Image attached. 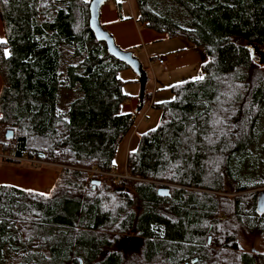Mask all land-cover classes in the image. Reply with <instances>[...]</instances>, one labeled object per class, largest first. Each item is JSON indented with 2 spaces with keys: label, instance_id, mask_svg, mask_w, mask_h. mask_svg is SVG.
<instances>
[{
  "label": "trees",
  "instance_id": "16d2710c",
  "mask_svg": "<svg viewBox=\"0 0 264 264\" xmlns=\"http://www.w3.org/2000/svg\"><path fill=\"white\" fill-rule=\"evenodd\" d=\"M135 2L139 26L207 59L200 79L151 104L159 123L118 179L113 159L135 121L121 113L129 68L94 38L89 1L0 0V154L57 167L46 194L0 186V264H264L240 245L264 242V76L246 47H264V0ZM128 234L139 246L121 249Z\"/></svg>",
  "mask_w": 264,
  "mask_h": 264
},
{
  "label": "crops",
  "instance_id": "0c3cea01",
  "mask_svg": "<svg viewBox=\"0 0 264 264\" xmlns=\"http://www.w3.org/2000/svg\"><path fill=\"white\" fill-rule=\"evenodd\" d=\"M87 1V0H85ZM103 7V6H102ZM100 10V23L103 26V28L113 37L116 45L125 51H131L132 53L138 49H144L145 56L147 57V61L150 65L151 71L154 74V77H156V68L155 67H161L163 70H169L172 73L177 72V77L180 75H183L184 73H187L192 66H194L196 63H200V54L197 52V50L194 49V46L190 45L189 43L178 44L175 45L174 48H171L169 44H166V48L164 49L165 55L163 56L161 54L156 55H149L148 53H152L151 47H149L150 43H155L158 41H161L158 39L159 36L155 34L154 31L148 30L145 25L139 26L136 23L137 19V13L133 12V9H126L123 4L121 3L120 13L116 10V3L115 7L110 6L105 8L103 7ZM164 40H170L167 37L163 38ZM4 41V32L0 21V42ZM174 41V40H170ZM135 56V55H134ZM191 56H193L194 61H191ZM161 58L164 60L165 67L159 66L156 63V59ZM193 64V65H192ZM143 69L146 70L145 67ZM130 70V69H129ZM125 71V70H124ZM124 79L121 77V79L125 80L127 85H132L131 87H136V85L139 87L138 79L137 77L132 73V76H127ZM158 83V79H155V85ZM156 87V86H155ZM0 89H1V79H0ZM125 86L123 88V92L129 96L130 103L125 102L121 107V113L122 114H132L135 115L137 113H140L142 111V107L139 109V91L135 93V89L130 91V93L126 92ZM168 89V88H167ZM145 93L150 94L149 92ZM152 98V99H151ZM157 99V95L150 96V100L153 104H155ZM145 100V96H144ZM143 100V101H144ZM162 103V102H161ZM146 110H143L142 115H139L138 121L136 122V127H133L130 129L128 134L122 139V141L119 143L116 149V153L113 159V165L114 175H124L126 170V156L130 151H133L136 148V144L131 147L133 139L136 137V135H141L143 133H146L148 131L147 123H144V119L146 118V115L150 108H148V105L146 106ZM135 123V121H134ZM144 123V124H143ZM143 124V125H142ZM139 128L141 130L139 131ZM139 131V133H138ZM137 137V138H138ZM138 140V139H137ZM32 167L26 165V164H5L4 162H1L0 160V186L1 185H11L18 187L20 189L26 190L29 188V186L32 184V181L35 180L37 185H40V182L45 181L47 182V185H44L43 189H36L33 192L40 193V194H46L52 187L56 176H57V167L51 166V168L41 169L40 172L37 170H31ZM39 173V174H38ZM40 179V180H39ZM44 184V182H43ZM28 190V189H27Z\"/></svg>",
  "mask_w": 264,
  "mask_h": 264
},
{
  "label": "rangeland",
  "instance_id": "374dc122",
  "mask_svg": "<svg viewBox=\"0 0 264 264\" xmlns=\"http://www.w3.org/2000/svg\"><path fill=\"white\" fill-rule=\"evenodd\" d=\"M90 0H87V2ZM120 2L123 4V6L126 9H133L134 13H137V7H136V2L135 0H108L104 5V9L112 6L115 7V3ZM102 7V9H103ZM150 30V29H148ZM152 31V30H150ZM155 34L158 37L159 40L158 42L155 43H150L149 47H151V49L153 50L152 53H148L149 55H156V54H161L163 56L165 55L164 49L166 48V44H169L170 46H172L171 48H174L175 45L177 46L178 44H183L186 43V41H184L183 39H172L174 41H170V40H164L163 38L166 36L164 34H160V33H156ZM187 44V43H186ZM246 47L248 48L250 54H251V58L253 60V64L255 66V68L257 70H260L262 75L264 76V47H258V46H253V45H246ZM195 50H197V52L200 54V63L195 65L194 62V66H192V68H190L188 70L187 73H184L183 75H180L179 77H177V72L172 73L170 72L168 69L167 70H163L161 69V67H155L156 68V77H154L153 72L151 71L150 65L147 61V57L145 56V51L144 49H136L133 54L135 55V57L139 60V62L141 63L142 67L146 68V73L148 76V83L146 85V92L151 93L152 96L155 97V95H157V99H156V103H161V102H166L169 101L172 98V95L169 91V88L177 85V84H181L184 83L186 81H195L200 79L203 75L201 72V65L206 61L207 57L204 53V51L202 50V48L200 47H194ZM191 61L193 62V56H191ZM193 65V64H192ZM127 76H132V71L127 69L125 71H122L119 74V78L121 79V77H123L124 79H126L125 77ZM158 79V83L155 85V79ZM123 80V79H121ZM125 81V80H123ZM132 85H125V91L130 93V91H128V89H130L131 91H133V89H135L134 91V95L136 92L139 91L140 87H138L136 85V87H131ZM156 86V87H155ZM168 88V89H167ZM139 93V92H138ZM152 99V98H151ZM133 101V100H131ZM131 101H128V103H130ZM151 100L146 99L143 101V110H146V106L149 104ZM138 108L140 109V105L138 106ZM143 110L140 111V113L135 112L136 114L135 116V123H134V127H136V122L138 121V117L139 115H142ZM159 119H160V112L158 110H155L153 108H150L146 118L144 119V123H147V127H148V131L153 130L157 127L158 123H159ZM143 123V124H144ZM142 124V125H143ZM260 124V128L262 130V135H261V139H260V144L259 147L260 149L264 152V118H262L259 122ZM141 130V128H139V131ZM138 131V133H139ZM138 135H136V137L133 139L132 141V145L131 147H133L136 142H137V138ZM1 151V150H0ZM3 158H0V160ZM26 160V159H25ZM30 160H26V161H20V163L22 164H26L30 167H32L33 169L31 170H38L40 172L41 169H46V168H51L52 165L49 164H43L40 161H37L38 164H33L32 162H29ZM2 162V161H1ZM7 164V163H5ZM39 174V173H38ZM114 175V174H113ZM46 179V176L44 177ZM45 179L43 180V182H40V185L38 186L37 183L34 181H32V184L29 186L28 191H34L36 189H43L42 187L44 185H47V182L45 181ZM40 180V179H39ZM26 189V190H27ZM264 190V189H261ZM232 191V188L230 185L227 184V181L224 180L223 182V189L221 191V195L224 196H232L230 194V192ZM139 239L133 235V234H128V235H124V237L121 240V244H120V248H134L139 246ZM240 245L242 247V250L247 252V253H260V254H264V242L258 238V237H251V236H247V237H242L241 241H240Z\"/></svg>",
  "mask_w": 264,
  "mask_h": 264
},
{
  "label": "water",
  "instance_id": "95a60500",
  "mask_svg": "<svg viewBox=\"0 0 264 264\" xmlns=\"http://www.w3.org/2000/svg\"><path fill=\"white\" fill-rule=\"evenodd\" d=\"M108 0H90L89 1V29L94 35V38L101 43H104L106 47V53L108 56L116 59L117 61L125 64L132 73L137 77L139 83V104L143 106V100L145 96L146 85L148 83V76L146 71L143 69L139 60L134 56L131 51H125L120 49L113 37L103 28L100 23V10L101 7ZM13 134L8 131L5 134V138L12 139ZM98 185V183H97ZM158 195L162 197H169L170 192L166 187L158 189ZM256 213L259 216L264 214V190H260L256 197ZM195 261L192 262V264Z\"/></svg>",
  "mask_w": 264,
  "mask_h": 264
},
{
  "label": "built area",
  "instance_id": "2783aa9c",
  "mask_svg": "<svg viewBox=\"0 0 264 264\" xmlns=\"http://www.w3.org/2000/svg\"><path fill=\"white\" fill-rule=\"evenodd\" d=\"M156 63L159 65V66H162V67H165V64H164V60L161 59V58H157L156 59ZM152 102L150 101L149 104H148V108H150ZM0 158H3V159H10V160H18V161H26L27 159L26 158H16L15 155L13 153H7V154H0ZM26 159V160H25ZM29 162H32L33 164H38V162L36 160H30ZM92 173H97L96 171H93ZM113 177L115 178H129L128 177V172L126 171L124 175H112Z\"/></svg>",
  "mask_w": 264,
  "mask_h": 264
},
{
  "label": "snow or ice",
  "instance_id": "6c2138e0",
  "mask_svg": "<svg viewBox=\"0 0 264 264\" xmlns=\"http://www.w3.org/2000/svg\"><path fill=\"white\" fill-rule=\"evenodd\" d=\"M6 55H8V53H6Z\"/></svg>",
  "mask_w": 264,
  "mask_h": 264
}]
</instances>
